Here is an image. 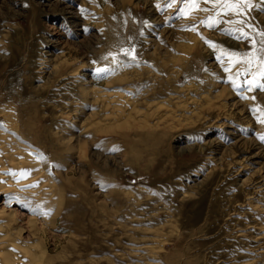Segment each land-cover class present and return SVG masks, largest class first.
I'll return each mask as SVG.
<instances>
[{
    "label": "rangeland",
    "instance_id": "obj_1",
    "mask_svg": "<svg viewBox=\"0 0 264 264\" xmlns=\"http://www.w3.org/2000/svg\"><path fill=\"white\" fill-rule=\"evenodd\" d=\"M249 5L0 0V138L50 196L0 209L42 264H264V0Z\"/></svg>",
    "mask_w": 264,
    "mask_h": 264
},
{
    "label": "bare ground",
    "instance_id": "obj_2",
    "mask_svg": "<svg viewBox=\"0 0 264 264\" xmlns=\"http://www.w3.org/2000/svg\"><path fill=\"white\" fill-rule=\"evenodd\" d=\"M136 1H138V0H136ZM162 1H164V0H162ZM166 1H168V0H166ZM173 1H175V0H173ZM179 2H180V0H179ZM176 3H178V2H176ZM181 3H182V1H181ZM193 14H195V13H193ZM196 19L197 18L188 19L187 24L188 25H194L196 23V21H195ZM183 22H184V20H183ZM184 23H186V22H184ZM188 29H190V28H188ZM189 35L192 36V34H189ZM148 42L151 44V41L148 40ZM105 100L107 102L105 107H107V108L108 107H110V108L116 107V106H112V104H115L116 102H118V101H116L115 98L114 99L105 98ZM123 101L125 102V100H123ZM117 104H120V103H117ZM121 105H122V102H121L120 106ZM6 123H7L8 128H11L13 126L12 121H8ZM0 136H3V135L0 134ZM2 138L4 139V136ZM6 143H8V142L6 141ZM6 146H7V148L9 147L7 144H6ZM5 148L6 147H4V143H2L1 138H0V199H2L4 193H9V192L12 194H15V195H23V196L35 195L33 197L37 198L36 201H38V200L41 201L42 199H45L46 197L50 198L49 190L45 192L46 188H44V186H47L49 184V182L47 183V181H48L47 180L45 183L44 171L37 167L38 164H37V160L34 158V154L32 155V153L30 152L31 154L20 153L21 155H19L18 154L19 152L16 153V151L10 150L11 149L10 147H9L10 148L9 150L8 149L6 150ZM255 156H258V155H255ZM254 158H256V157H254ZM255 164H258V163H255ZM262 178H263V176H262ZM260 179H261V176L258 178V180H260ZM260 181L263 182V184L261 186H264V181L263 180H260ZM254 193H256V192H254ZM46 199H48V198H46ZM2 208L4 209V207H2ZM3 209H0V264H42L41 261L38 259L37 253H36V249L39 246L36 247V244L28 243V242H19L17 240L16 237L18 235L16 234V237H15V235L12 234L13 233L12 229H10L11 226L9 228V225L14 220L12 212L6 213L3 211ZM17 231L18 230H14V232H16V233H17ZM35 247H36V249H35ZM148 249L150 252H153L156 250L155 248H148ZM235 256H238V255L236 254ZM228 264H231V262L228 261Z\"/></svg>",
    "mask_w": 264,
    "mask_h": 264
},
{
    "label": "snow or ice",
    "instance_id": "obj_3",
    "mask_svg": "<svg viewBox=\"0 0 264 264\" xmlns=\"http://www.w3.org/2000/svg\"><path fill=\"white\" fill-rule=\"evenodd\" d=\"M205 2H208V3H211L213 5V8H222L223 10L227 11V12H233L235 11L237 14L240 13V10L241 8L243 7H248L250 6L249 5V0H205ZM189 5L190 7H193L195 8L197 6V0H189ZM169 7L171 6V4L168 5ZM220 13L217 12V16L219 15ZM209 27H212L213 24L212 23H209L208 24ZM241 35L244 37V38H247V33L246 32H241ZM260 35L262 37H264V32H261ZM210 44V46H213L211 45V42H208ZM256 41H253V44H255ZM259 44H260V51L261 52H264V38H262L260 41H259ZM251 61H249L250 63ZM261 62L264 63V57L261 58ZM99 71V70H98ZM255 81H250L249 84L250 86L252 84H254ZM237 86L235 85L234 83V87ZM261 140H264V136H261L260 137Z\"/></svg>",
    "mask_w": 264,
    "mask_h": 264
}]
</instances>
